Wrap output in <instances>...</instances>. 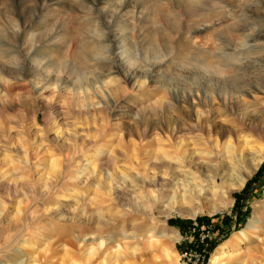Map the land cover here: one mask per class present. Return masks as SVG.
Instances as JSON below:
<instances>
[{
    "label": "rangeland",
    "instance_id": "obj_1",
    "mask_svg": "<svg viewBox=\"0 0 264 264\" xmlns=\"http://www.w3.org/2000/svg\"><path fill=\"white\" fill-rule=\"evenodd\" d=\"M218 1L157 32L153 0H107L97 10L92 0H0V264H180L200 235L208 239L202 264L223 244L215 264H264V228L251 224L264 213V172L252 180L264 157L242 185L218 180L180 200L185 187L173 182L184 173L168 161L162 173L155 157L172 149L175 124L222 111L218 96H235V114L255 129L247 147L264 148V0ZM157 3L171 13L166 0ZM204 163L191 168L192 180L210 179ZM82 168L92 172L85 185L74 178ZM109 185L121 196L106 194ZM198 217L209 221L189 226ZM79 219L84 241L75 238Z\"/></svg>",
    "mask_w": 264,
    "mask_h": 264
},
{
    "label": "bare ground",
    "instance_id": "obj_2",
    "mask_svg": "<svg viewBox=\"0 0 264 264\" xmlns=\"http://www.w3.org/2000/svg\"><path fill=\"white\" fill-rule=\"evenodd\" d=\"M106 1L107 0H92V6L94 7V10L95 9L97 10V6L99 4L105 3ZM153 1H154L153 2L154 6L156 5L155 6V16L156 17L150 20L152 21L155 27L154 31H157V32H160L161 28H165L170 23H172V21L174 22L178 20L179 18L188 20L189 18L200 16V14L202 15L203 10L206 9V5L208 4L210 6L211 4H213V6L216 8L220 7L218 0H200L199 4H194L192 2L193 0L192 1L191 0H166V3L170 4L171 6V13L169 14L165 12L166 13L165 14L163 12L164 10H162L161 8L162 6L157 3V0H153ZM122 7L123 8L120 10L121 12L118 10L120 13H124L122 11L125 10V6L123 5ZM37 10H38L39 15H41L43 11L42 5H38ZM115 11L116 12L114 13H116L115 15L117 16L119 12L117 11V9ZM247 23H243L242 27L244 29L249 30L251 28H254L251 24H247ZM206 26H207L206 24H200L197 29H203ZM23 28H25V26H23ZM262 31L263 30L258 28L257 34L249 35L251 36L250 40L255 41L254 40L255 36L259 35L260 32L262 33ZM111 36L112 35H110V37ZM79 47H82V46H79ZM84 48L85 47L83 46V48H81V51ZM35 54H38V52H36ZM99 60L105 61L104 59H99ZM126 78L131 79V76L128 74ZM174 93L175 92H173V94ZM174 96L176 98L187 97L188 99H192L191 95H187V96L178 95L177 96L175 94ZM218 99L222 100L223 102L225 101L223 110L220 111L218 114L215 112L214 109H209L208 111H205V110L195 111L191 123L187 124L186 126H180L179 124H175L171 128L170 136H171L172 141L170 143V146L172 147V149L170 151H167L166 149H164V147H162L164 143L163 141L166 139V138L164 139L165 123L163 121L162 113L159 115L158 125L156 129L157 131L155 132L159 137V145H161L162 149L159 152V154H155V157L159 161L160 167L163 168L162 173L166 172L167 169L172 168L171 164L167 165L166 161H168L169 163L176 162L177 166L173 168L174 171L176 172L182 171V173H184V175L182 174V177L177 178L175 181H174V176H171L173 177V181H174L173 184L174 185L176 184V187L174 188H177V187L180 188L181 186L185 187L183 193L180 192L178 194L179 200L182 198L185 199V197H193L194 195H204L205 193H207V189H205L204 186H207L210 184L211 186L209 185V188L215 187L218 184V180L220 181V185L222 186L223 184L224 185L226 184L227 180L233 181L234 187H238L242 185L245 180L246 175H248L252 171V169L257 165V163L261 162V160L264 157V148L262 146H259L257 148L250 147V146L247 147L249 141L247 139L248 135L246 134V132L247 130L254 132L255 129L251 125L248 124V120L250 119L248 116L241 115L239 117L235 114L237 110V107H234L235 96L233 98L230 97L229 99L221 98L220 96H218ZM228 100L233 101V104H231V102L230 103L226 102ZM221 117L222 119H220ZM166 159H169L170 161ZM201 160L205 162L204 164H202V167L205 168L207 172L208 171L211 172L212 175L210 176V179L201 178L198 172V175L195 176V180H192L191 179L193 177L192 173H194V171H192L191 168L201 167V164H200ZM98 161L96 165H94L95 168L93 169L94 171H96L94 174V177H95L94 179H96V182L100 181V176H101L100 173L102 170L101 169L102 166H100V164L103 165L101 161L99 162ZM51 166L52 168H55L56 165L51 164ZM98 168H99V173H98ZM91 175H92V172L87 171V168L85 169L82 168L81 174L75 175L74 178L75 180L80 181L81 184L85 185L87 184V180ZM176 175L178 174L176 173ZM108 182L110 183V180ZM222 188L224 189L223 190L224 193L228 194L231 191L230 186H225ZM110 190H112V192ZM192 191L194 192L191 193ZM110 192L113 194V196L111 195L112 196L111 198L113 200L117 199L122 194L121 193L122 191L120 190L119 187L113 188L112 185L108 186V190L106 191V194L109 195ZM94 199H95V196L93 199H91L90 197L89 201L93 200L96 202V200ZM86 205H87V202L84 201V204L82 206L86 207ZM16 211L19 212L21 211V209L17 208ZM180 211L181 213L185 212L182 210ZM20 214L21 216H19L16 221L23 220L22 218L23 216H25V214L24 212H21ZM111 217L113 216L111 215ZM108 219L113 220V221L116 220L115 217L110 218V216ZM78 221H79L78 228H77L78 230L77 229H76L77 231L75 230L77 232L75 235L76 236L75 238L76 239L83 238V241H84V239H86V233H85L86 229L83 224L84 220L79 219ZM94 223L95 225L97 223L96 230H98V228H101L102 226L100 225L103 224V223L101 224L98 221L97 222L95 221ZM251 224H253L254 227L264 228V213L262 217L258 218V220L256 221H252ZM79 227L81 229H79ZM150 230H153V229L149 228L148 232ZM132 233L133 232H130L128 235L126 234V236L134 235ZM238 234L242 236L245 234V232L241 230ZM124 235L125 234H123V236ZM140 236H143V235H140ZM160 236L164 237V234L162 233ZM178 239L179 238L177 236L171 237V240H174V241ZM223 247H224V244L215 249V251L212 253L210 257V261H209L210 264H215L216 261L219 260L221 253L223 252L222 251ZM174 262L175 261L172 262L171 260L168 264H173Z\"/></svg>",
    "mask_w": 264,
    "mask_h": 264
},
{
    "label": "built area",
    "instance_id": "obj_3",
    "mask_svg": "<svg viewBox=\"0 0 264 264\" xmlns=\"http://www.w3.org/2000/svg\"><path fill=\"white\" fill-rule=\"evenodd\" d=\"M205 235H200L199 244L197 249L187 250L182 254V262L180 264H202L205 260V255L207 253L208 239L206 240Z\"/></svg>",
    "mask_w": 264,
    "mask_h": 264
},
{
    "label": "trees",
    "instance_id": "obj_4",
    "mask_svg": "<svg viewBox=\"0 0 264 264\" xmlns=\"http://www.w3.org/2000/svg\"><path fill=\"white\" fill-rule=\"evenodd\" d=\"M264 172V162H263V164L261 165V167L259 168V170H258V172H257V174L253 177V181H255L258 177H260V174L261 173H263ZM252 180H249L246 184H245V186H244V188L242 189V191L240 192V193H236L235 194V198H236V201L238 202L239 200H240V198H244V197H246L245 196V193L249 190V186H250V184L252 183ZM225 220H228V219H225ZM204 221H209V220H204L203 218H197L196 220H195V225L192 223V222H190V224H189V226H192V228H196V229H198L200 226H201V223H203Z\"/></svg>",
    "mask_w": 264,
    "mask_h": 264
}]
</instances>
